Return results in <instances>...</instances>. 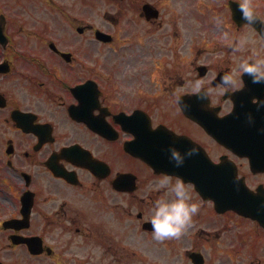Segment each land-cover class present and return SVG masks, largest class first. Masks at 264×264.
<instances>
[{"label":"flooded vegetation","instance_id":"af4514ba","mask_svg":"<svg viewBox=\"0 0 264 264\" xmlns=\"http://www.w3.org/2000/svg\"><path fill=\"white\" fill-rule=\"evenodd\" d=\"M97 2L0 0V264H264V0ZM165 175L201 208L158 241Z\"/></svg>","mask_w":264,"mask_h":264},{"label":"clouds","instance_id":"9594fccd","mask_svg":"<svg viewBox=\"0 0 264 264\" xmlns=\"http://www.w3.org/2000/svg\"><path fill=\"white\" fill-rule=\"evenodd\" d=\"M243 15L249 21L255 19L252 8L246 5H240ZM241 67L243 73L251 77L254 82L264 83V57H251L242 61ZM225 85L231 87L234 77L231 74H225L222 77ZM204 82L197 80L195 89L197 92L203 90ZM228 90V89H226ZM182 97H177L179 102ZM249 119H252L251 115ZM199 145L193 143L183 152L175 147L167 149V157L176 166L184 163L187 156L198 152ZM154 190L162 195H158L151 202V215L149 219L153 227V238L158 241H165L173 238H180L187 232L194 222V217L200 211L201 203L193 198V194L183 179L173 180L170 176H163L155 183Z\"/></svg>","mask_w":264,"mask_h":264},{"label":"rangeland","instance_id":"374dc122","mask_svg":"<svg viewBox=\"0 0 264 264\" xmlns=\"http://www.w3.org/2000/svg\"><path fill=\"white\" fill-rule=\"evenodd\" d=\"M91 10H92V12H91L92 13V17L93 18H97L96 16L98 14V8L96 6H92Z\"/></svg>","mask_w":264,"mask_h":264}]
</instances>
